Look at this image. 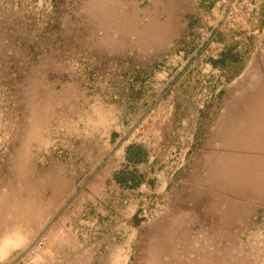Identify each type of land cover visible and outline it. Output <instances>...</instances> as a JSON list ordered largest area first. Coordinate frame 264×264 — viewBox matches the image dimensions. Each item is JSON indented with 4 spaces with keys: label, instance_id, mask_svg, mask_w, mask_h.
<instances>
[{
    "label": "rangeland",
    "instance_id": "374dc122",
    "mask_svg": "<svg viewBox=\"0 0 264 264\" xmlns=\"http://www.w3.org/2000/svg\"><path fill=\"white\" fill-rule=\"evenodd\" d=\"M262 117L264 0H0V264H264Z\"/></svg>",
    "mask_w": 264,
    "mask_h": 264
},
{
    "label": "bare ground",
    "instance_id": "6f19581e",
    "mask_svg": "<svg viewBox=\"0 0 264 264\" xmlns=\"http://www.w3.org/2000/svg\"><path fill=\"white\" fill-rule=\"evenodd\" d=\"M262 118H264V117H262ZM261 119V118H260ZM259 122H261V120L259 121ZM259 133V132H258ZM257 136V135H256ZM253 137V136H252Z\"/></svg>",
    "mask_w": 264,
    "mask_h": 264
}]
</instances>
